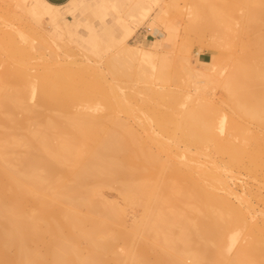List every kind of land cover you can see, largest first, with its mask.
Instances as JSON below:
<instances>
[{"label": "bare ground", "instance_id": "bare-ground-1", "mask_svg": "<svg viewBox=\"0 0 264 264\" xmlns=\"http://www.w3.org/2000/svg\"><path fill=\"white\" fill-rule=\"evenodd\" d=\"M8 1L67 26L63 5ZM144 1L130 6L142 19L150 11ZM0 17V264H264L261 233L250 239L249 227L245 243L231 255L223 250L246 219L228 178L244 155L250 171L262 161L229 133L217 135L211 100L186 93L181 106L179 93L153 87L149 75L138 78L141 88L119 92L75 55L45 56L28 31L5 22L14 13ZM137 20L103 56L112 77L131 65L143 75L171 36L154 27L153 44H131ZM105 187L139 206L138 218L127 224L124 206L106 199Z\"/></svg>", "mask_w": 264, "mask_h": 264}, {"label": "rangeland", "instance_id": "rangeland-1", "mask_svg": "<svg viewBox=\"0 0 264 264\" xmlns=\"http://www.w3.org/2000/svg\"><path fill=\"white\" fill-rule=\"evenodd\" d=\"M67 1L60 3L63 5L60 9L64 12V23L67 26L48 22L45 17H33L16 7L13 1L0 0V12L8 10L9 13H14L17 17L5 22L9 21V25L28 31V38L33 44L38 42L46 46H43L45 56H49L51 51L62 57L71 58L75 55L74 58L98 67L107 79H113L119 92L127 88H141L142 82L138 78L149 75L148 79H151L149 82L153 87L171 88L179 93L180 105L184 103L186 93L192 95V98L198 95L211 100L215 108L213 125L217 135L224 137L229 133V137L237 145L246 152L254 150L255 157L262 161L250 171L248 157L244 155V164L234 167L232 176L228 178L235 193V199L232 197V200L236 203L237 198L241 208L246 207L248 211L242 208L246 219L238 227H234L233 231L230 230L232 234H227L224 242L227 243L224 245L231 247L225 249L224 246L223 250L231 255L237 245L240 246L256 234L255 239L260 238L259 241L263 242L264 0H197L195 4L192 0H143V5L150 10L147 17L144 15V19L142 15H135L139 12L134 11L136 7L130 9L135 0H72L70 4ZM191 4L195 5L198 12L196 16H191ZM135 19L139 21L137 20L136 28L128 39L131 44L144 47L153 44L154 36L150 32L154 27L169 30V33L172 32L171 36L167 41L163 39L161 46H158L161 56L154 59V70L150 64H146V74L140 76L136 66L131 65L127 74L112 77L103 63V56L106 51L112 50L113 40L122 37L127 25L132 24ZM172 27H175L174 32L171 31ZM158 71H162L163 78L157 77ZM229 81L231 82L228 84ZM190 101H186V104ZM179 144L182 145L181 142ZM217 156L220 161L227 159L225 155ZM102 193L106 199L124 206L127 224L138 218L140 207L124 201L114 188L105 187ZM243 196L251 201L250 208L241 202L240 197ZM249 223L251 226V223L254 224L253 228ZM248 230H253L254 233L256 230V233L250 234ZM248 233L253 236L248 238ZM260 233L263 238L258 236ZM231 235L235 237L233 245H229Z\"/></svg>", "mask_w": 264, "mask_h": 264}, {"label": "crops", "instance_id": "crops-1", "mask_svg": "<svg viewBox=\"0 0 264 264\" xmlns=\"http://www.w3.org/2000/svg\"><path fill=\"white\" fill-rule=\"evenodd\" d=\"M50 3L61 5L60 3L65 2L66 0H47Z\"/></svg>", "mask_w": 264, "mask_h": 264}]
</instances>
